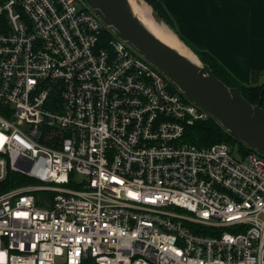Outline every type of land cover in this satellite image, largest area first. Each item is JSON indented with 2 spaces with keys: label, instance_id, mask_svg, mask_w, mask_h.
<instances>
[{
  "label": "built area",
  "instance_id": "1",
  "mask_svg": "<svg viewBox=\"0 0 264 264\" xmlns=\"http://www.w3.org/2000/svg\"><path fill=\"white\" fill-rule=\"evenodd\" d=\"M208 120L86 0H0V264H264V156Z\"/></svg>",
  "mask_w": 264,
  "mask_h": 264
},
{
  "label": "water",
  "instance_id": "2",
  "mask_svg": "<svg viewBox=\"0 0 264 264\" xmlns=\"http://www.w3.org/2000/svg\"><path fill=\"white\" fill-rule=\"evenodd\" d=\"M86 1L104 23L115 29L119 38L159 69L189 100L207 111L233 138L264 156L263 107L252 105L239 89L225 85L198 57L199 65H196L136 24L124 0ZM153 14L163 22L159 15Z\"/></svg>",
  "mask_w": 264,
  "mask_h": 264
},
{
  "label": "crops",
  "instance_id": "3",
  "mask_svg": "<svg viewBox=\"0 0 264 264\" xmlns=\"http://www.w3.org/2000/svg\"><path fill=\"white\" fill-rule=\"evenodd\" d=\"M175 32L239 82L264 84V0H158Z\"/></svg>",
  "mask_w": 264,
  "mask_h": 264
},
{
  "label": "trees",
  "instance_id": "4",
  "mask_svg": "<svg viewBox=\"0 0 264 264\" xmlns=\"http://www.w3.org/2000/svg\"><path fill=\"white\" fill-rule=\"evenodd\" d=\"M150 4L157 14L173 29L174 24L166 11L164 5L158 0H145ZM183 42L197 55L202 63L208 65L213 74L230 88H237L252 105H260L264 108V84L245 85L239 82L215 57L205 51H200L190 46L185 40ZM188 141L199 147L211 146L213 144L229 142L238 144L246 152L251 150L244 144L233 138L214 120L196 123L188 130Z\"/></svg>",
  "mask_w": 264,
  "mask_h": 264
},
{
  "label": "bare ground",
  "instance_id": "5",
  "mask_svg": "<svg viewBox=\"0 0 264 264\" xmlns=\"http://www.w3.org/2000/svg\"><path fill=\"white\" fill-rule=\"evenodd\" d=\"M131 19L147 29L157 39L180 55L199 65L197 56L183 44L177 35L164 23L155 18L151 7L144 0H124Z\"/></svg>",
  "mask_w": 264,
  "mask_h": 264
},
{
  "label": "rangeland",
  "instance_id": "6",
  "mask_svg": "<svg viewBox=\"0 0 264 264\" xmlns=\"http://www.w3.org/2000/svg\"><path fill=\"white\" fill-rule=\"evenodd\" d=\"M145 1V0H144ZM146 2V1H145ZM147 3V2H146ZM148 4V3H147ZM150 7H151V9H152V11H153V13H156L157 14V12L153 9V7L150 5V4H148ZM158 15V14H157ZM163 20V19H162ZM163 22L166 24V22L163 20ZM167 25V24H166ZM184 43V42H183ZM185 44V43H184ZM186 45V44H185ZM187 46V45H186ZM196 55V54H195ZM197 56V55H196ZM233 146H234V149H237V147H238V145L237 144H233Z\"/></svg>",
  "mask_w": 264,
  "mask_h": 264
}]
</instances>
